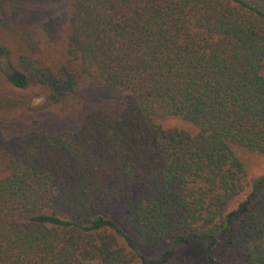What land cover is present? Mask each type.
<instances>
[{
  "label": "trees",
  "instance_id": "16d2710c",
  "mask_svg": "<svg viewBox=\"0 0 264 264\" xmlns=\"http://www.w3.org/2000/svg\"><path fill=\"white\" fill-rule=\"evenodd\" d=\"M70 4L63 74L35 69L34 78L52 103L81 80L122 93V103L95 105L78 131L28 138L0 180V264H179L178 248L192 241L221 264L213 250L238 216L242 263L264 264V176L226 212L244 188L232 148L264 154V0ZM4 76L30 85L13 66ZM165 117L196 134L164 128ZM130 186L139 190L123 220L105 217ZM168 240L156 259L141 253Z\"/></svg>",
  "mask_w": 264,
  "mask_h": 264
},
{
  "label": "rangeland",
  "instance_id": "374dc122",
  "mask_svg": "<svg viewBox=\"0 0 264 264\" xmlns=\"http://www.w3.org/2000/svg\"><path fill=\"white\" fill-rule=\"evenodd\" d=\"M70 0H0V44L7 51L0 57V180L7 176L9 164L16 159L31 136L78 131L85 114L95 105L107 103L116 110L122 103V93L95 90L87 80H81L76 90L58 103H52L50 91L37 83L35 69L54 75L63 74L67 63ZM10 66L24 72L30 79L26 89L8 83L4 72ZM261 75L264 77V61ZM166 129L176 128L195 135L196 127L180 117L160 120ZM242 162L245 177L243 191L228 205L226 212L236 209L251 191L252 182L264 176V154L240 147L232 148ZM138 186L123 187L118 196L102 214L120 223L124 217L127 196L134 197ZM124 194V195H123ZM28 215L19 214L18 220L26 221ZM242 219L238 216L227 234L219 236L213 256L221 264H243L242 250L237 243V228ZM233 240L229 243L227 237ZM171 244L162 243L156 249H143L141 253L156 259ZM206 241H192L178 248L174 261L179 264H207ZM92 264H98L93 262ZM130 264H139L137 260Z\"/></svg>",
  "mask_w": 264,
  "mask_h": 264
}]
</instances>
